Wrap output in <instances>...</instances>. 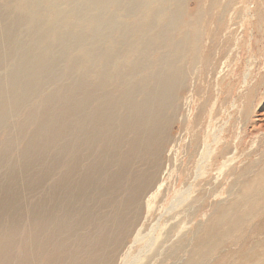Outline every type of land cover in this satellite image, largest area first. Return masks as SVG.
<instances>
[{
    "label": "bare ground",
    "instance_id": "1",
    "mask_svg": "<svg viewBox=\"0 0 264 264\" xmlns=\"http://www.w3.org/2000/svg\"><path fill=\"white\" fill-rule=\"evenodd\" d=\"M187 1L0 0V264H116L140 236L201 38L236 43L222 0ZM254 160L184 264H264V150Z\"/></svg>",
    "mask_w": 264,
    "mask_h": 264
},
{
    "label": "rangeland",
    "instance_id": "2",
    "mask_svg": "<svg viewBox=\"0 0 264 264\" xmlns=\"http://www.w3.org/2000/svg\"><path fill=\"white\" fill-rule=\"evenodd\" d=\"M208 4L204 2L203 7L207 9ZM197 5L195 0L186 2L190 10ZM220 6L226 8L224 19L232 25L223 26L222 34L228 29L236 43L232 47L227 43L224 49L215 39L204 35L203 40L202 36L200 46L209 50L208 57L191 66L180 92L185 106L179 122L170 127L173 139L164 157L167 167L144 199L145 206L150 204L152 209L150 213L145 210L136 226L141 227L140 236L126 243L116 264H184L195 243L203 238L214 204L225 197L227 186L240 170L264 150V0H222ZM206 28L205 33L210 31ZM154 56L150 53L152 59ZM250 89L254 99L249 114L244 115L249 111L241 112L246 101L249 104ZM31 106L37 109V100ZM224 146L234 152L223 153ZM218 178L219 191L204 202L187 204L204 188L209 191ZM154 244V251L148 252Z\"/></svg>",
    "mask_w": 264,
    "mask_h": 264
}]
</instances>
